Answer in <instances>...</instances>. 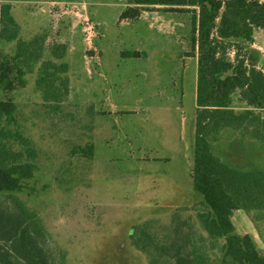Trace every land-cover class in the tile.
Returning <instances> with one entry per match:
<instances>
[{"label":"rangeland","instance_id":"1","mask_svg":"<svg viewBox=\"0 0 264 264\" xmlns=\"http://www.w3.org/2000/svg\"><path fill=\"white\" fill-rule=\"evenodd\" d=\"M127 1L82 0L78 5L77 0H61L52 13L47 2L11 3L21 38H39L43 49L62 50L69 66L68 99L77 110L59 119L55 133L50 125L25 123L34 111L35 71L15 94L21 132L32 140L38 132L36 178L16 198L32 215L41 216V231L65 252L63 264L68 263L65 258L74 264H146L140 239L167 238L175 215L179 221L195 222L201 208L191 188L196 59L187 55L192 15L167 13L159 6L136 8ZM124 13L128 16L122 20ZM85 19L93 35L88 45ZM11 47L4 46L9 55ZM126 52H140L141 58L120 56ZM259 60L264 65V57ZM72 117L96 127L93 134L76 140L84 134L82 125L78 132L66 133L62 121ZM228 134L220 135L213 151L235 168L242 160L230 152ZM83 141L94 144L93 159L65 160L67 142L82 146ZM50 183L54 189H44ZM5 199L1 196L0 202ZM232 223L237 235H249L264 253L249 217L236 212ZM194 228L190 239L205 253V264H218V250L208 246L207 254ZM46 247L56 264L55 249L48 243ZM84 250L87 258L82 257Z\"/></svg>","mask_w":264,"mask_h":264},{"label":"trees","instance_id":"2","mask_svg":"<svg viewBox=\"0 0 264 264\" xmlns=\"http://www.w3.org/2000/svg\"><path fill=\"white\" fill-rule=\"evenodd\" d=\"M60 1L0 0V197L6 196L0 202V264H53L47 243L55 249L56 264H63L65 256L55 237L57 245L45 237L41 216L32 215L16 198L36 178L38 151L34 140L38 132L33 135L34 140L21 132L15 94L25 89L26 78L35 71L34 111L25 123L32 120L45 128L50 125L55 133L59 119H67L71 116L67 111L73 110L75 115L77 110L68 99L69 66L62 50L43 49L39 38H21L11 4ZM127 4L191 14V51L187 57L197 63L191 188L198 195L201 208L195 222L179 221L175 215L167 238L143 236L140 246L148 258L144 262L205 264V253L190 239L195 227L206 253L209 254L208 246L218 250V264H264V253L253 238L237 235L232 223L236 212L244 213L264 242V74L257 69V56L247 47L256 43L264 47V0H128ZM125 13L122 20L127 19ZM10 44L9 55L4 46ZM120 56L138 60L141 53L126 52ZM75 121L73 117L69 122L62 121L66 133L78 132L82 124ZM95 128L89 123L82 125L84 134L76 140L82 141ZM223 132H230L225 140L232 141L229 148L242 160V166L230 167L215 155L214 144ZM83 142L82 146L67 142L65 160L91 161L94 144ZM49 187L53 190V183L44 189ZM9 197L14 199L7 202ZM82 253L84 258L89 256L85 250ZM66 261L74 264L67 258Z\"/></svg>","mask_w":264,"mask_h":264},{"label":"built area","instance_id":"3","mask_svg":"<svg viewBox=\"0 0 264 264\" xmlns=\"http://www.w3.org/2000/svg\"><path fill=\"white\" fill-rule=\"evenodd\" d=\"M77 4L78 5H83L82 4V0H77ZM47 3H49V5H50V9L51 8H54V6L56 5H60L58 2H47ZM52 10L53 9H51L50 10V13H52ZM53 17L54 18H56L57 17V15L56 14H54L53 15ZM83 22V36H84V40H85V42L87 43V45L91 42V40H92V37H93V35H92V27H91V25H90V23H89V21L88 20H83L82 21Z\"/></svg>","mask_w":264,"mask_h":264},{"label":"crops","instance_id":"4","mask_svg":"<svg viewBox=\"0 0 264 264\" xmlns=\"http://www.w3.org/2000/svg\"><path fill=\"white\" fill-rule=\"evenodd\" d=\"M247 47L249 50H251L252 52H255V54L257 55V69L260 70L264 74V65H261L260 60H259V55L264 57V47L259 46V44L257 43L249 45ZM196 74H197V63H196ZM195 101H196V93H195ZM195 105H196V102H195ZM196 109H197V106H196ZM261 120L264 122V112L261 113ZM228 142H231V140H228Z\"/></svg>","mask_w":264,"mask_h":264}]
</instances>
